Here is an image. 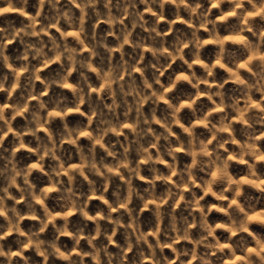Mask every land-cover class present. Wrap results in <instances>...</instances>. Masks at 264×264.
I'll return each instance as SVG.
<instances>
[{"label": "clouds", "instance_id": "1", "mask_svg": "<svg viewBox=\"0 0 264 264\" xmlns=\"http://www.w3.org/2000/svg\"><path fill=\"white\" fill-rule=\"evenodd\" d=\"M0 264H264V0H0Z\"/></svg>", "mask_w": 264, "mask_h": 264}, {"label": "rangeland", "instance_id": "2", "mask_svg": "<svg viewBox=\"0 0 264 264\" xmlns=\"http://www.w3.org/2000/svg\"><path fill=\"white\" fill-rule=\"evenodd\" d=\"M215 215V214H214ZM254 227H256V226H254Z\"/></svg>", "mask_w": 264, "mask_h": 264}]
</instances>
